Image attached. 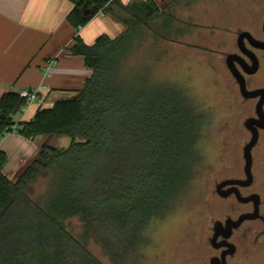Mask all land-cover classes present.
<instances>
[{"label":"trees","instance_id":"16d2710c","mask_svg":"<svg viewBox=\"0 0 264 264\" xmlns=\"http://www.w3.org/2000/svg\"><path fill=\"white\" fill-rule=\"evenodd\" d=\"M72 1L67 19L74 27L102 12L123 29L91 43L77 35L69 52L83 55L90 74L74 94L41 101L30 118H14L28 105L20 88L1 94L0 141L13 130L29 139L68 135L70 141L40 143L16 179L4 172L7 154L0 148V264H103L88 240L109 248L116 241L119 249L136 244L199 158L200 114L179 89L135 77L123 64L135 40L176 28L181 0L163 7L155 0ZM73 217L81 222L77 236L66 226Z\"/></svg>","mask_w":264,"mask_h":264},{"label":"rangeland","instance_id":"374dc122","mask_svg":"<svg viewBox=\"0 0 264 264\" xmlns=\"http://www.w3.org/2000/svg\"><path fill=\"white\" fill-rule=\"evenodd\" d=\"M176 14V28L163 36L148 32L135 40L123 64L135 77L179 89L200 114L199 158L183 188L139 231L136 244L119 249L116 241L109 248L105 242L88 240V248L103 264H197L209 245V208L215 215L220 210L212 195L214 180L244 162L243 146L250 137L244 120L255 114L257 100L241 95L219 50H234L242 28L259 33L264 0H181ZM257 54L258 70L245 74L248 88L264 87V51ZM69 141L68 135H48L41 143L66 146ZM252 155L264 193V130ZM66 226L76 236L82 229L77 217L68 219Z\"/></svg>","mask_w":264,"mask_h":264},{"label":"crops","instance_id":"0c3cea01","mask_svg":"<svg viewBox=\"0 0 264 264\" xmlns=\"http://www.w3.org/2000/svg\"><path fill=\"white\" fill-rule=\"evenodd\" d=\"M73 5L72 0H0V96L11 85L39 87L42 101L49 102L68 97L83 85L91 70L83 55L69 52L76 36L91 43L101 34H118L123 25L100 12L76 28L67 19ZM39 103H29L18 121L30 118ZM43 137L29 139L16 130L3 136L0 148L7 154L3 170L11 179L37 155Z\"/></svg>","mask_w":264,"mask_h":264},{"label":"flooded vegetation","instance_id":"af4514ba","mask_svg":"<svg viewBox=\"0 0 264 264\" xmlns=\"http://www.w3.org/2000/svg\"><path fill=\"white\" fill-rule=\"evenodd\" d=\"M262 23L259 33L251 28H242L238 32L247 30L255 38L264 39ZM244 45L253 49L256 54L258 50L264 51L254 47L246 37ZM219 52L225 55L224 60L228 53L237 52L249 61L247 55L238 48L237 42L234 50L222 49ZM235 64L242 69L240 62L235 60ZM261 130L264 128H259L258 137ZM243 160V165L235 170H228L225 175L214 180L212 195L219 202L220 210L215 215L213 208H209L212 214L206 235L209 245L197 264H214L213 260H216L215 264H264V193L260 187L262 184L258 185L257 182L253 155L249 175L245 169L244 157ZM223 181L225 184L217 189L216 185Z\"/></svg>","mask_w":264,"mask_h":264},{"label":"water","instance_id":"95a60500","mask_svg":"<svg viewBox=\"0 0 264 264\" xmlns=\"http://www.w3.org/2000/svg\"><path fill=\"white\" fill-rule=\"evenodd\" d=\"M85 7L86 3L83 9L84 13L88 12V9ZM262 29L264 32V20L262 23ZM245 37L254 47L264 49V39H257L249 31L242 30L238 32L236 42L240 51L247 55L249 61H247L243 55L237 52L228 53L225 61L230 73L238 84L241 95L244 98H258L254 108L255 115L248 116L244 120V126L250 132V138L243 146V157L246 161L245 169L249 175L252 163V148L258 141L259 128H264V87L248 88L246 85L245 74H252L258 70L259 58L253 49L244 45ZM235 60L240 62L242 69L238 68V66L235 64ZM224 184L225 181L219 182L216 185L217 189ZM212 262L215 264L216 260H213Z\"/></svg>","mask_w":264,"mask_h":264},{"label":"built area","instance_id":"2783aa9c","mask_svg":"<svg viewBox=\"0 0 264 264\" xmlns=\"http://www.w3.org/2000/svg\"><path fill=\"white\" fill-rule=\"evenodd\" d=\"M20 95L24 96L28 100V104L34 100L42 101L41 96L39 95V87L37 88H22L20 89Z\"/></svg>","mask_w":264,"mask_h":264}]
</instances>
